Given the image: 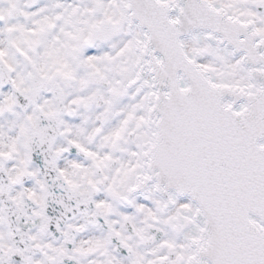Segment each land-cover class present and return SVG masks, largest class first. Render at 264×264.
Instances as JSON below:
<instances>
[{"label": "snow or ice", "instance_id": "6c2138e0", "mask_svg": "<svg viewBox=\"0 0 264 264\" xmlns=\"http://www.w3.org/2000/svg\"><path fill=\"white\" fill-rule=\"evenodd\" d=\"M0 264H264V0H0Z\"/></svg>", "mask_w": 264, "mask_h": 264}]
</instances>
